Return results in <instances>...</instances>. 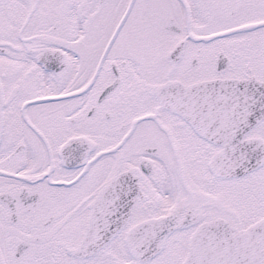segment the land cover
I'll return each mask as SVG.
<instances>
[{"label": "snow or ice", "instance_id": "snow-or-ice-1", "mask_svg": "<svg viewBox=\"0 0 264 264\" xmlns=\"http://www.w3.org/2000/svg\"><path fill=\"white\" fill-rule=\"evenodd\" d=\"M0 264H264V0H0Z\"/></svg>", "mask_w": 264, "mask_h": 264}]
</instances>
